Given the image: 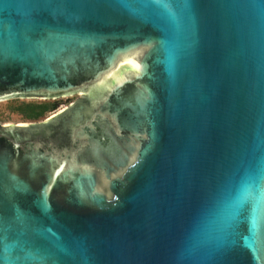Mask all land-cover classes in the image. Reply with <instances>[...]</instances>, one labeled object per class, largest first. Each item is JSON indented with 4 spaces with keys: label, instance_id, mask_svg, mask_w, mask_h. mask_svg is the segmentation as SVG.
Listing matches in <instances>:
<instances>
[{
    "label": "water",
    "instance_id": "water-1",
    "mask_svg": "<svg viewBox=\"0 0 264 264\" xmlns=\"http://www.w3.org/2000/svg\"><path fill=\"white\" fill-rule=\"evenodd\" d=\"M0 264H264V0H0Z\"/></svg>",
    "mask_w": 264,
    "mask_h": 264
},
{
    "label": "rangeland",
    "instance_id": "rangeland-1",
    "mask_svg": "<svg viewBox=\"0 0 264 264\" xmlns=\"http://www.w3.org/2000/svg\"><path fill=\"white\" fill-rule=\"evenodd\" d=\"M80 94H73L68 96H63L55 99H39V98H15L10 100H5L0 102V123L5 124H16V123H24L34 120L26 119L21 114V109L24 104L28 102H48L55 103L56 109L53 111L47 112L38 120L45 119L51 115H54L61 110H63L66 106H68L71 102H74Z\"/></svg>",
    "mask_w": 264,
    "mask_h": 264
},
{
    "label": "trees",
    "instance_id": "trees-1",
    "mask_svg": "<svg viewBox=\"0 0 264 264\" xmlns=\"http://www.w3.org/2000/svg\"><path fill=\"white\" fill-rule=\"evenodd\" d=\"M56 109L55 103L48 102H28L23 105L21 114L24 118L29 120H38L44 116L45 113Z\"/></svg>",
    "mask_w": 264,
    "mask_h": 264
},
{
    "label": "flooded vegetation",
    "instance_id": "flooded-vegetation-1",
    "mask_svg": "<svg viewBox=\"0 0 264 264\" xmlns=\"http://www.w3.org/2000/svg\"><path fill=\"white\" fill-rule=\"evenodd\" d=\"M72 103H73V102H71V103H70L68 106H66L64 109L68 108ZM64 109H63V110H64ZM51 116H52V115H51Z\"/></svg>",
    "mask_w": 264,
    "mask_h": 264
},
{
    "label": "bare ground",
    "instance_id": "bare-ground-1",
    "mask_svg": "<svg viewBox=\"0 0 264 264\" xmlns=\"http://www.w3.org/2000/svg\"><path fill=\"white\" fill-rule=\"evenodd\" d=\"M62 111V110H61Z\"/></svg>",
    "mask_w": 264,
    "mask_h": 264
}]
</instances>
